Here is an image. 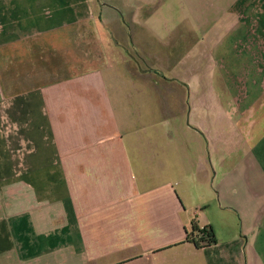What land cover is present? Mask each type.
<instances>
[{
  "label": "crops",
  "instance_id": "crops-1",
  "mask_svg": "<svg viewBox=\"0 0 264 264\" xmlns=\"http://www.w3.org/2000/svg\"><path fill=\"white\" fill-rule=\"evenodd\" d=\"M184 3L198 60L230 37L264 82V0H0V264H264V130L226 131L219 86L210 122L193 43L153 52Z\"/></svg>",
  "mask_w": 264,
  "mask_h": 264
},
{
  "label": "rangeland",
  "instance_id": "rangeland-1",
  "mask_svg": "<svg viewBox=\"0 0 264 264\" xmlns=\"http://www.w3.org/2000/svg\"><path fill=\"white\" fill-rule=\"evenodd\" d=\"M169 5L170 4H167V6L164 7L162 6V9L156 15L163 16L159 19V22L157 24V31L164 38L168 36L169 39L167 40V44L170 39L176 37L177 34L182 31H189L191 27L194 31L193 33L188 32V39H184V35H181L183 40L180 39L181 45L177 46L176 49H171V46L165 43H157L152 46L154 50L153 52L160 54L163 57H168V55H171V53H173L171 52V50H174L178 57L186 48V45L190 47V44L193 43L194 52L191 54L195 57V69L192 71L193 79L190 83L193 85V88L195 90L196 87L194 86H198V91H195L193 89L195 98L196 94H202L203 92L210 98V103L205 108V112L203 109V113L209 114L210 122H212L213 120L212 117L217 116L218 114L219 104H217V106L215 104V101L217 99L215 96L217 94H215V92L217 93V87L219 86L220 90L224 91V101H222V104L224 105L226 112L228 113L229 111L232 114L230 115L232 117L231 119L225 117V119L223 120V124L225 121V127L227 128L226 131L233 130L234 124L238 125L239 127H253L254 129L264 130V82H247L246 80L244 82H235L234 80V76L238 75V77H240L241 73H244V78L249 77V71H241L240 68L241 65L246 66V63H248L246 59H249V61L252 62L251 56H247L248 52H245V48H247V46L244 47L245 44H240V49L235 52L234 49H230L231 38L228 37V39L223 40L225 43L223 44L224 46L226 45V47H221L223 48V50H225V52H223V50H219L220 53H223L222 55L218 56L216 53H214L210 54V56L204 57L203 59L201 57L198 60L197 57L201 56L200 53H202L201 45L203 43H208L209 36L204 41L202 40V37L204 35V27L197 22L195 13L193 12V10H191V8L189 10L185 3L182 6H178L179 4H177L176 6L172 5V7H169ZM186 10L188 12L190 22H184V24L175 26L174 19L177 20L178 17H183ZM144 14H149V9L148 11L145 10ZM213 23L214 22H211L210 25H213ZM216 23L220 25L219 22ZM214 35L213 37L217 38L219 34L215 33ZM210 42L212 43V41ZM213 43L211 45H213ZM173 57H171L170 59L175 60ZM218 57L220 58L219 60ZM164 66L165 67H161L165 70L167 67L166 65ZM146 67H150V64L147 63ZM234 67H237V69H234ZM214 68L216 69L213 71ZM218 74L223 76L224 81L216 80L212 82L214 76L215 79H217L216 76H218ZM231 76L233 79L231 78Z\"/></svg>",
  "mask_w": 264,
  "mask_h": 264
},
{
  "label": "trees",
  "instance_id": "trees-1",
  "mask_svg": "<svg viewBox=\"0 0 264 264\" xmlns=\"http://www.w3.org/2000/svg\"><path fill=\"white\" fill-rule=\"evenodd\" d=\"M198 247H205L216 243L215 233L210 227H198L194 225L189 237Z\"/></svg>",
  "mask_w": 264,
  "mask_h": 264
}]
</instances>
